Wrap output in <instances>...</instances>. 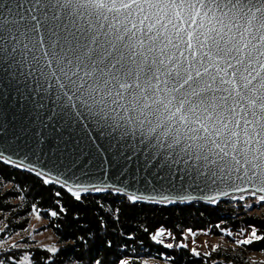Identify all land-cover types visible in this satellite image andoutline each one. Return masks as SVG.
Returning a JSON list of instances; mask_svg holds the SVG:
<instances>
[{"label":"snow or ice","instance_id":"obj_1","mask_svg":"<svg viewBox=\"0 0 264 264\" xmlns=\"http://www.w3.org/2000/svg\"><path fill=\"white\" fill-rule=\"evenodd\" d=\"M60 125L97 133L77 139L69 132L56 141L68 169L78 165L74 187L85 193H120L111 184L80 180L115 165L118 175L130 168L135 175L138 168L161 187L179 183L224 197L247 193L232 199L253 198L264 210V0H0V148L35 156L48 139L43 129ZM0 161L9 164L11 157L0 150ZM13 166L33 170L23 159ZM35 175L47 185L60 183L64 173ZM61 187L82 199L68 180ZM32 214L43 219L36 204ZM258 231L241 229L234 246L264 242ZM165 235L172 234L161 227L151 239L167 249L189 247L188 236L174 245L158 238ZM9 239L0 233V247ZM28 246L11 244L5 251ZM204 246L212 251L193 247L192 254L210 257L220 248ZM46 250L59 251L54 245Z\"/></svg>","mask_w":264,"mask_h":264},{"label":"trees","instance_id":"obj_2","mask_svg":"<svg viewBox=\"0 0 264 264\" xmlns=\"http://www.w3.org/2000/svg\"><path fill=\"white\" fill-rule=\"evenodd\" d=\"M3 185L11 188L0 193V201L7 198V202L0 203V212L17 207L32 212L36 204L58 240V252L34 250V264H95L96 260L100 264H119L121 260L127 264H245L251 256H260L252 260L257 264L264 262L260 251L264 242L242 247L239 253L219 249L210 257H197L185 248L167 249L151 239L161 227L172 234L174 245L181 243L188 229L221 238L225 231L239 233L255 226L258 235L264 234V216L248 214L243 208L236 210L228 202L216 207H159L132 203L115 195L84 196L77 201L58 187L0 163V188ZM55 192L61 195L56 197ZM61 207L66 211L60 212ZM51 211L58 215L52 217Z\"/></svg>","mask_w":264,"mask_h":264},{"label":"water","instance_id":"obj_3","mask_svg":"<svg viewBox=\"0 0 264 264\" xmlns=\"http://www.w3.org/2000/svg\"><path fill=\"white\" fill-rule=\"evenodd\" d=\"M11 115L12 112L11 110H9V112L6 114V118H11ZM5 127L7 128V125H5ZM43 132L47 135L48 139L47 141H45L43 150L37 153V155L33 156L29 154L27 158H24L23 153L17 154L12 150L11 147H4L0 148V150L4 151V155L6 158L11 157V162L9 164H4L2 161H0V163L23 173L33 175L35 177H37L35 175V171L51 173V176L53 178L60 175V173H64V175L61 177L60 183L47 185L58 187L71 195V193L67 191L66 187H61L63 181L68 180V187H72L73 191H80L82 197L92 195H115L127 199V195L135 193L144 197L141 202H137L139 204L159 207H176L204 204L207 206L216 207L230 201H237L232 199V195H245L246 197L248 196L247 193H233L228 197H224L217 195V190L215 189L204 192L194 186L181 185L179 183L171 186L165 185L164 187H161V184L163 182L157 181L152 176H148L146 172H141L138 168L135 175H132L131 168L129 169L127 174L118 175V169L115 165L109 166L107 174H105V172L101 168H96L90 173V175L80 176V180H82L85 184L95 183L97 186H101L103 184H111L114 188L121 189L122 191L120 193H116L111 189L100 193H97L95 191H89L85 193L82 189H77L74 187V183H77L78 181H76V178L72 176V172H77V174L79 175L78 165L73 166L71 169H68V161L64 157L60 156V154L56 151V141L60 136L68 139L69 132L73 134V138L86 139V133L91 136H96V131L90 128L78 127L76 125H73L72 128L65 130V125H60L59 127H55V130H53V128H45L43 129ZM98 142L103 143L102 140ZM49 149H51V152H49ZM58 156L60 157L59 159H57ZM22 159L24 160L25 166L32 165V171H26L23 170V168H17L13 166L14 162H18ZM88 167L92 168L93 166L89 165ZM69 177H71V179H69ZM37 178L40 179L39 177ZM162 196L172 197L173 202L162 200ZM209 196H215L216 201H210L208 199ZM185 197H187V199H185Z\"/></svg>","mask_w":264,"mask_h":264},{"label":"rangeland","instance_id":"obj_4","mask_svg":"<svg viewBox=\"0 0 264 264\" xmlns=\"http://www.w3.org/2000/svg\"><path fill=\"white\" fill-rule=\"evenodd\" d=\"M10 186L3 185L0 188V193H4L6 190H9ZM20 202H13V204L19 205ZM229 206L234 209H245L246 203H251L253 207L251 209H245L248 214L264 216V210H261V206H257L254 199H246L245 201H230L228 202ZM0 233H7L11 236V239L7 240L6 243L0 247V259L5 261V264H10L9 258L14 257L17 260L22 261V264H34L32 260V252L34 250H46L47 247L55 246L59 248L58 240L51 233L48 228L47 221L43 219H37L35 214L32 212H25L20 207L12 211L0 212ZM4 225H7V228H4ZM26 230V231H25ZM247 232L251 230L246 229ZM224 232L223 237L218 238L213 236L211 233L197 232L193 237L188 232L185 233V236H188L189 239L185 240L184 243L189 245L188 248H185L191 252L193 247H196L197 250L201 253L211 252V247H205L207 244L211 245H220L219 249H223L227 252H237L242 247H235L233 241L238 239L236 234L233 233V236H228ZM19 233V235H16ZM163 239L165 243H173L171 236L165 235L164 237H158ZM11 244H28L27 248H17L11 249L10 251H5L9 249ZM218 249V250H219ZM53 253V252H52ZM24 257H27V260H24ZM252 260H259L260 256H251Z\"/></svg>","mask_w":264,"mask_h":264}]
</instances>
